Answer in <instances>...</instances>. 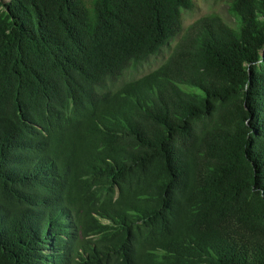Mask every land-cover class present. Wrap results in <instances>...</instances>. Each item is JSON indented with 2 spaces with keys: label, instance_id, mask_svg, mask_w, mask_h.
<instances>
[{
  "label": "trees",
  "instance_id": "trees-1",
  "mask_svg": "<svg viewBox=\"0 0 264 264\" xmlns=\"http://www.w3.org/2000/svg\"><path fill=\"white\" fill-rule=\"evenodd\" d=\"M228 5L0 0V264H264V0Z\"/></svg>",
  "mask_w": 264,
  "mask_h": 264
},
{
  "label": "rangeland",
  "instance_id": "rangeland-1",
  "mask_svg": "<svg viewBox=\"0 0 264 264\" xmlns=\"http://www.w3.org/2000/svg\"><path fill=\"white\" fill-rule=\"evenodd\" d=\"M194 8L186 10L183 14V28L186 29L191 23L198 18L211 14L218 13L229 23L234 22V18L230 15L228 9V0H193ZM175 41H171L165 45L158 55L149 58L140 68L136 71L134 76L140 77L156 67H158L170 54Z\"/></svg>",
  "mask_w": 264,
  "mask_h": 264
}]
</instances>
